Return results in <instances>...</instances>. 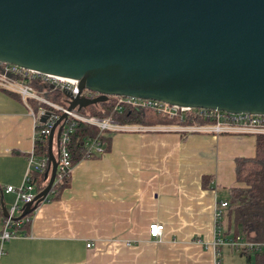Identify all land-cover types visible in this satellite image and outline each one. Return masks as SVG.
<instances>
[{"label": "crops", "instance_id": "1", "mask_svg": "<svg viewBox=\"0 0 264 264\" xmlns=\"http://www.w3.org/2000/svg\"><path fill=\"white\" fill-rule=\"evenodd\" d=\"M34 122L19 93L0 87L3 188L27 178ZM150 126L106 132L105 149L71 166L69 184L37 205L28 233L6 241L0 264H217L224 244L213 245L216 208L240 185L236 159L255 156V132ZM4 197L10 203L14 193ZM2 221L0 214V230ZM152 222L164 224L159 239L149 234Z\"/></svg>", "mask_w": 264, "mask_h": 264}, {"label": "water", "instance_id": "2", "mask_svg": "<svg viewBox=\"0 0 264 264\" xmlns=\"http://www.w3.org/2000/svg\"><path fill=\"white\" fill-rule=\"evenodd\" d=\"M0 61L77 79L70 109L126 95L264 114V0H0ZM66 116L48 183L18 218L51 190Z\"/></svg>", "mask_w": 264, "mask_h": 264}, {"label": "built area", "instance_id": "3", "mask_svg": "<svg viewBox=\"0 0 264 264\" xmlns=\"http://www.w3.org/2000/svg\"><path fill=\"white\" fill-rule=\"evenodd\" d=\"M0 87L9 89L19 93L21 99L29 107L31 114L34 117V125L36 136H42L48 138L54 126L55 121L60 115L65 112L66 118L62 123L61 135L58 137V141L54 142L56 147V179L59 180L66 173L70 172L72 161L71 154L66 147V142L69 140L70 132L72 131L76 121H84L89 124L95 125L98 128L99 133H105L109 131H126V130H140V129H152L150 125H139L122 123L112 115H97L82 112L78 108H68V101L77 96L80 92L78 88V80L71 77L60 76L42 70L29 68L28 66H22L15 63L6 61H0ZM61 93L64 100L67 101L66 105H63L51 98L49 95ZM82 95L87 97H95L99 95L97 91L84 88ZM113 98V109L123 110L126 107L140 110L142 108L152 109L153 111L160 113L161 115L173 117L176 115L184 116L185 113H191L198 119L205 120L203 123H190L186 127L192 130L204 129L207 131L221 133V132H264V114L252 113V112H227L224 110L205 108V107H190L177 104H171L170 102L151 99V98H139L126 95H107L105 99ZM37 106V108L31 103ZM45 104V105H44ZM50 106L48 108L47 106ZM55 110H59L55 111ZM47 116L45 121L40 120L41 116ZM195 117V118H196ZM59 123V124H60ZM58 124V125H59ZM35 136V138H36ZM84 146L85 157L91 156L94 152L103 151L104 143L98 136L88 137L80 143ZM28 161L34 164V167L39 170H50V163L46 158L40 162L34 161V151L30 152ZM30 164V165H31ZM28 178V176H27ZM25 178L23 184L18 188L12 185L5 187V191H12L14 193V201L12 206L8 210L9 215L6 216V220L2 222L0 230V256L4 252V245L7 240L15 235V232L10 231V220L12 213L17 209L18 202L32 201L38 192H35L33 185L27 182ZM55 180V179H54ZM227 205V201L223 200L219 202L216 208V218L219 219L223 213V207ZM149 234L152 237L159 236L163 229L164 224L160 222H152L149 224ZM88 246L92 245L91 242L86 243ZM223 244H227L228 247H233L235 250H250L258 248L264 250V243L253 241L236 235L234 237H223L219 227L213 245L216 248ZM220 263V259L217 260V264Z\"/></svg>", "mask_w": 264, "mask_h": 264}, {"label": "trees", "instance_id": "4", "mask_svg": "<svg viewBox=\"0 0 264 264\" xmlns=\"http://www.w3.org/2000/svg\"><path fill=\"white\" fill-rule=\"evenodd\" d=\"M49 98L66 105L67 101L63 99L61 93L51 94ZM113 98L104 99L94 103H90L87 106L80 108L82 112L97 114V115H112L122 123L139 124V125H155V124H180L187 125L190 123H203L205 120L198 119L191 113H185L184 116L176 115L173 117L164 116L160 113L153 111L152 109L142 108L140 110L134 108H125L123 110L113 109ZM31 103L37 108L34 102ZM45 105V104H44ZM47 106V105H46ZM50 108V106H47ZM58 111L59 110H55ZM196 117V118H195ZM69 140L66 142L71 154L72 165L79 161V159L85 157L84 146L80 143L83 139L93 136H98L104 143L103 149H105V140L108 138L105 133H99L98 128L95 125L89 124L84 121H76L72 131L70 132ZM255 142V156L240 157L236 159L235 168L236 179L240 182V185L227 188V205L223 207V219L221 217L217 219L216 223L220 229L221 236L234 237L241 235L244 238L264 243V132H257ZM49 142L48 138L42 136H36L34 141V161L40 162L43 158L49 160ZM53 151L56 152L55 142H53ZM93 153L92 155H94ZM35 163H32L27 171V182L33 185L35 192L42 191L48 183L50 175H45L46 170H39L34 167ZM70 172L66 173L61 179L55 178L51 190L48 192L43 200L57 199L61 191L69 184ZM207 177H203V183L206 182ZM5 188L0 186V214L3 221H5L2 213V207L6 205L7 210L10 209V205L6 202L4 197ZM42 200V201H43ZM40 201V202H42ZM38 202V205L39 203ZM25 202L19 201L17 209L12 213L10 220V231L16 234L28 233V227L30 220L33 216V211L28 212L18 218L21 213V206ZM2 221V222H3ZM223 223L224 227L221 228ZM230 247V246H229ZM232 248V247H231ZM243 254H246L248 259L253 257L252 264H264V250L262 249H250L239 250ZM219 264H222L221 261Z\"/></svg>", "mask_w": 264, "mask_h": 264}, {"label": "rangeland", "instance_id": "5", "mask_svg": "<svg viewBox=\"0 0 264 264\" xmlns=\"http://www.w3.org/2000/svg\"><path fill=\"white\" fill-rule=\"evenodd\" d=\"M219 196H225L224 189H222L219 193ZM7 203H9V200H7ZM253 257L254 256H251V258L248 259L246 254H242L239 250H235L233 247L228 249L227 244L222 246L221 255H219V259L222 261V264H250L253 263Z\"/></svg>", "mask_w": 264, "mask_h": 264}]
</instances>
